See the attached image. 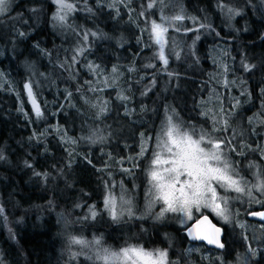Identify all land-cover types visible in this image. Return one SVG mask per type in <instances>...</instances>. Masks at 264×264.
Instances as JSON below:
<instances>
[{"label":"trees","instance_id":"1","mask_svg":"<svg viewBox=\"0 0 264 264\" xmlns=\"http://www.w3.org/2000/svg\"><path fill=\"white\" fill-rule=\"evenodd\" d=\"M171 1L63 0L73 9L60 30L51 25V0H15L0 16V264H108L100 255L130 247L164 252L166 264H264V226L247 218L264 210V0ZM163 20L182 38L177 47L192 53L176 58L158 49L149 28ZM215 45L227 49L228 79L237 86L224 92L221 76L211 78ZM161 52L170 55L166 70L159 69ZM35 58L40 91L31 90L39 114L23 87L31 82L25 62ZM108 71L122 77L121 100L115 89L99 94V73ZM158 74L168 83L154 90ZM208 83L222 99L216 152L242 189L229 185L220 194L227 223L205 213L223 229L221 250L188 242L178 217L159 222L142 214L151 147L143 155L140 139L151 140L170 115L211 130L196 108ZM174 93L186 96L180 101ZM106 107L109 116L118 110L121 124L138 123L136 141L120 136L108 149L104 138L89 136V126L106 129ZM122 196L124 207H135L120 217L106 200L120 206Z\"/></svg>","mask_w":264,"mask_h":264},{"label":"rangeland","instance_id":"2","mask_svg":"<svg viewBox=\"0 0 264 264\" xmlns=\"http://www.w3.org/2000/svg\"><path fill=\"white\" fill-rule=\"evenodd\" d=\"M53 2V4H56L55 10L52 12L51 14V25L53 28H57L60 30V28L62 29L63 26L66 27L68 26V20H69V16H66L65 11L69 10V12H71V10L73 9V7H71L72 9H67L64 8L62 9L60 7V4L58 2V0H51ZM147 1V0H146ZM174 0L171 1L170 4H168L169 6H171L172 4H174L173 2ZM15 2V0H6V4L4 5V10L0 11V16L2 17L3 15H5L8 11L9 8L12 6V4ZM165 15L163 17H165L168 14V11L166 9V12L164 13ZM67 17L64 21V19L62 20V18ZM229 21L231 22V24L234 23V20L232 17H229ZM159 25H161V27L163 29H166L165 31H163L162 34V43H158L157 42V38L155 33L153 32V28L152 26L149 28L150 30V36L151 38L155 41L158 49H167L171 51V53H169L170 55L172 54L174 57L178 58L177 56H179V54H181L180 57H182V53H189L191 52L188 48L186 47H180V49L177 47L178 43H180V41H182V38L180 36H178V32L174 29L171 28L172 26L170 25V23H168L167 20H163L162 23L159 22ZM150 26V25H149ZM118 31H120V35H123L125 32V27H123L122 29H120V26H117ZM167 36H170V41L167 38ZM8 42V41H6ZM19 46V45H18ZM16 51H19L18 47H15ZM193 49V48H192ZM226 48L223 45H215L212 47V49L209 52V62L211 63V65H213L214 69L211 71V78L214 80L216 77H219L217 75L221 76V84H222V91H227L228 88L231 89L232 87H237L236 85H232L231 84V80L228 79V71L229 70V66L232 67L231 65H228L227 62L225 61L226 56ZM192 53V52H191ZM168 54V55H169ZM169 55V56H170ZM169 56L164 57L167 60V63L164 62V60H160V66L159 69L160 70H166L170 64V59ZM141 60L145 61L144 58L141 56ZM177 62L183 64V62H181V58H179L177 60ZM26 64V70L28 72H30L31 77H30V81L28 82L29 86L32 88H34V86L36 87V89L38 91H40L39 89V85H36V81H38L37 79V75H38V67L40 66V64H38L37 59L35 58L33 61L32 60H27L25 62ZM187 64V62H186ZM187 70H190V66L185 65L184 67ZM233 68V67H232ZM179 69L181 70L182 67H179ZM232 70V69H231ZM129 71H132V69H129ZM120 73L117 72H110L108 71L107 73L104 72H100L99 73V77L97 79V87L99 89V94H103L109 90V89H115L116 90V95L120 97H122V90L120 88L121 84H122V77L119 75ZM164 74H158V75H154V77L152 78L151 82L153 84V86H155L154 90L157 89V87H162V85L165 86V84L168 83V80H166V82L164 83ZM176 78V77H174ZM28 79V78H27ZM179 80L185 84V82H183L181 80V78H179ZM33 82V83H32ZM174 82H178V81H174ZM103 85V86H102ZM102 86V90H100ZM213 84L208 83V89L206 92L205 98L198 100L197 104H196V108L197 110L200 108L199 113L202 119H206L209 120V124L211 125V130H208L207 127L201 128L200 125L198 126V124L195 123H191L192 127L189 126L187 124V126H183L179 120L176 122L175 118L172 117V115L169 116L170 120L166 121V122H162V124L157 125V129L155 130V134L154 137L150 140V138H146L145 140H141V147H142V154H146L148 147L150 146V153L148 155V172H149V189H148V197L146 198L145 202H144V211L142 212V214L145 213H152L153 215V219L155 221H163L166 219V217H170V216H174L175 218L178 217L176 220H178V223L182 226L185 227L184 229H186L192 222H194L198 217H200L201 215L205 214V213H211L220 223H227L228 221V216H227V212H226V204L225 202L221 201L219 199L220 194H226L228 193L230 190H225V188H228V186L230 185L226 180L224 181H216V180H212L211 186L213 188H215L216 190V196L215 199H213L211 192H206L203 198V201L199 204H193L190 208L189 211H184L181 210V207L179 204H175L174 206L177 208L176 211H172L170 209H168V205L164 202V200L162 199V191L157 187L158 181H154L152 179V175L151 173L153 171H158L161 172L165 177H167L168 173H164V169L167 167H170V165L164 164L163 161L170 159V154L167 151V147L166 144H169V137L167 135V132L169 130V127L171 126L172 128L175 129L176 131V136H181V135H187L190 136L193 140L196 141H200V146L202 148L205 149V151L208 152H212V151H217L218 149H215L213 146L215 144H219L218 140H215L214 138L220 137L222 134L220 132V128L221 125L223 127L224 124H222L220 122V119L223 118V114H219L221 112H223V108L220 105V102H222V99L220 98L221 95L220 90H218L216 87L212 88ZM24 87V86H23ZM186 87V85H185ZM227 89V90H226ZM11 90L12 87H11ZM35 91V88H34ZM33 93V91H32ZM178 96L180 95V101H183L184 96H186V93L180 94V93H174V95ZM34 95V94H33ZM177 96V97H178ZM225 96L227 97L226 93ZM35 97V96H34ZM119 100H121L119 98ZM229 100V98L227 99V101ZM38 101V100H37ZM90 101V99H88V102ZM96 102L97 101H101L100 98L97 96L96 97ZM38 103L40 104V102L38 101ZM88 109H90L91 111L94 110V108L86 106ZM94 107L97 106L94 105ZM199 107V108H198ZM221 108V109H220ZM109 109L107 110V107L105 108L104 111V115L106 117L109 116L108 113ZM40 112V111H39ZM103 114V113H100ZM214 120V121H213ZM228 124L232 125L234 127L235 131H240L239 127H242L241 123L239 122H234L232 119L228 122ZM106 129L103 130H97L91 126L88 127L87 133H89V136L94 138L95 140H102V138H104V141L106 142V144L108 145V149L112 148L113 143L115 142V139L119 138L120 136H122L123 139H127L130 141H136L139 138V134L141 133L140 129H138V123L132 122L131 124H121V121L119 119L118 116V110L115 108L111 111V114L109 116V118L106 121ZM222 130V129H221ZM148 131L151 133V131L148 129L147 125H145L144 131ZM94 142V141H93ZM157 154H159L160 159L162 161V163L160 165H155L153 163V161L155 160ZM210 165L212 167H217V168H221L223 169L224 167L221 166L220 164V160L219 161H210ZM227 175L229 176V172L227 169ZM232 178V177H231ZM181 181H184L186 179H188V177L186 176H182ZM250 186H252L251 180L247 182ZM177 187H179V185H177ZM236 187V186H235ZM219 190V191H218ZM166 191V189H165ZM186 191H188L186 189ZM221 191V192H220ZM175 195H179V193H175ZM113 201L114 199L113 197H109L106 200L107 205L109 206H113L111 204H109L107 201ZM225 200V198H224ZM126 197L122 196L121 197V201H120V206L118 205V203L114 202V212L117 213L118 209H120L121 212V216H124L123 214H129V209H131L132 205L130 203H127L126 207H124L123 205L126 202ZM217 205H219V207H217ZM135 207V204L133 202V207ZM221 212L223 214H221ZM208 215V214H207ZM172 218V217H171ZM172 220L175 223V220L172 218ZM131 249H142V248H138V247H130ZM130 248H126V249H130ZM120 250L118 251L119 253L115 255V253L113 252H108L104 255H100L103 256L102 258H106L105 259L108 264H131V261H125L124 257L121 255V253H123L124 250ZM145 252H151V251H147L144 250ZM155 255L159 254V253H164L161 251H156V252H151ZM104 261V260H103ZM244 262V261H243ZM164 264H166V257H165V262Z\"/></svg>","mask_w":264,"mask_h":264},{"label":"snow or ice","instance_id":"3","mask_svg":"<svg viewBox=\"0 0 264 264\" xmlns=\"http://www.w3.org/2000/svg\"><path fill=\"white\" fill-rule=\"evenodd\" d=\"M58 2L62 9H71L72 7L71 4H66L63 0H58ZM5 4L6 0H0V11L4 10ZM176 19L179 20L181 17L177 16ZM152 28L157 42L162 43V34L166 29H163L161 25L155 23ZM161 59L167 63L163 52H161ZM29 95H31L30 88ZM37 114H39L38 108ZM167 135L170 143L166 144V147L170 154V159L164 160L163 163L170 165V167L164 169V173H168V175L165 177L158 171H153L151 175L154 181L160 182L157 187L162 191V199L168 205V209L176 211L177 208L174 205L179 204L181 210L189 211L193 204L199 205L203 201L206 192H211L213 199H215L216 190L210 183L212 180L218 182L226 180L230 185L236 186V191L242 190L237 186L238 182L227 175L228 166L226 163L223 169L210 165V161L220 160V156L216 151H205L200 146V141L193 140L190 136H176V131L171 126L169 127ZM213 147L219 149L220 145L215 144ZM153 163L155 165L162 163L159 154H157ZM182 176H186L188 179L181 181L180 178ZM175 193H179V195L177 196ZM108 203L113 205L114 208L113 201L110 200ZM221 214L223 213L221 212ZM261 216L264 218V214H261ZM77 243H82V241H77ZM121 255L126 262L131 261V264H164L166 257V253H159L154 256L153 253L145 252L143 249L131 248L124 250Z\"/></svg>","mask_w":264,"mask_h":264},{"label":"water","instance_id":"4","mask_svg":"<svg viewBox=\"0 0 264 264\" xmlns=\"http://www.w3.org/2000/svg\"><path fill=\"white\" fill-rule=\"evenodd\" d=\"M29 88L28 83H25L24 92L28 103L31 110L37 113V108L40 111V104L34 97L32 90L31 95H29ZM261 214H264V210L251 212L247 215V218L264 226V218H262ZM184 234L190 243L203 244L205 247L214 250H221L223 247V229L207 214L201 215L192 222L185 229Z\"/></svg>","mask_w":264,"mask_h":264},{"label":"flooded vegetation","instance_id":"5","mask_svg":"<svg viewBox=\"0 0 264 264\" xmlns=\"http://www.w3.org/2000/svg\"><path fill=\"white\" fill-rule=\"evenodd\" d=\"M261 225V224H260ZM263 226V225H262Z\"/></svg>","mask_w":264,"mask_h":264}]
</instances>
